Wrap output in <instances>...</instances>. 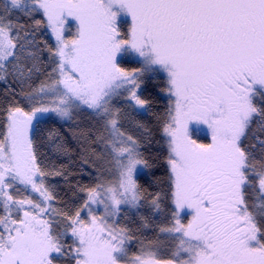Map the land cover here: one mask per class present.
<instances>
[{"label":"snow or ice","instance_id":"1","mask_svg":"<svg viewBox=\"0 0 264 264\" xmlns=\"http://www.w3.org/2000/svg\"><path fill=\"white\" fill-rule=\"evenodd\" d=\"M17 11L31 30L13 24ZM121 15L131 18L126 32ZM69 18L77 22L70 39ZM41 24L56 43L47 47L51 71L33 86ZM161 73L171 222L159 231L170 243L140 241L134 254V234L118 218L144 200L137 173L150 164L122 120L151 135L133 113L149 110L140 89ZM9 79L31 91L21 92L26 107L12 90L3 108L0 264H264V0H9L0 15V80ZM121 98L131 112L115 106ZM77 111L99 118L93 153L116 178L86 189L82 204L65 212L51 205L44 180L53 173L40 146L59 135L45 129L48 121ZM200 125L210 143L195 138ZM56 148L67 153L63 143ZM151 205L160 210L159 193Z\"/></svg>","mask_w":264,"mask_h":264},{"label":"trees","instance_id":"2","mask_svg":"<svg viewBox=\"0 0 264 264\" xmlns=\"http://www.w3.org/2000/svg\"><path fill=\"white\" fill-rule=\"evenodd\" d=\"M8 0H0V15L4 14L5 5ZM13 24H22L31 30L33 22L23 13L13 12ZM40 19V17H37ZM36 46L42 51L39 52V68L40 72L33 78L31 82L33 86L37 85L40 80L45 78V73L51 71L50 55L47 47H54L55 43L51 38L49 29L41 24L35 29ZM135 63H125L124 67H138ZM165 78L163 74L146 77L140 92L152 103L148 111H140L139 114L133 113L135 120L143 123L150 130L151 135L145 139V132L135 127L134 122L130 119H123L125 131L133 134L141 140V151L144 157L149 161L150 167L144 168L137 176L138 183L144 193V200L139 208L135 211L125 209L118 218L121 227L132 230L134 240L130 245V250L134 254H138L141 247L140 241L147 243L152 240L166 239L161 234V227L170 225L171 200H170V184L168 180L169 171L166 164L167 148L166 137L162 133L159 117H163L166 112L169 100L163 95L161 90L164 87ZM12 90H15V99L20 102V106L26 107L21 92H29L31 88L26 85H20L12 79L0 80V134L3 133V108L13 99ZM123 113L131 112L126 102L121 100L117 103ZM83 117L85 123L80 130L75 129L69 123L62 122L57 119L48 121L45 129H56L58 136L52 141L45 140L40 146L42 153L40 159L43 160L45 171L53 173L45 178L49 190L55 199L53 207L65 212H71L79 207L87 197L88 188L98 183H104L101 168L96 164L94 159L89 158V154L95 150L92 139L95 137L94 132L101 129L99 118L94 117L91 113L85 111ZM202 142H208V138L197 136ZM63 143L67 148V153L57 151L56 145ZM249 143H254L250 140ZM84 158H87L85 163ZM59 172V175L55 173ZM159 193L161 195V208L155 210L151 205L152 196ZM256 193L250 192L252 203H256ZM186 220V218H184ZM169 241V240H167ZM60 264H65L60 261Z\"/></svg>","mask_w":264,"mask_h":264},{"label":"rangeland","instance_id":"3","mask_svg":"<svg viewBox=\"0 0 264 264\" xmlns=\"http://www.w3.org/2000/svg\"><path fill=\"white\" fill-rule=\"evenodd\" d=\"M119 21H120V25H121L122 31L126 32L129 29V27H130L131 18L129 16H127V15H121L120 18H119ZM76 30H77V22L73 18H69V24L66 25L65 37L69 38V39L74 37L75 34H76ZM49 31H50V29H49ZM50 34H51V38L53 39L54 43H56L55 38H54L53 34L51 33V31H50ZM161 74H163V73H161ZM163 95L169 100V97L167 96V94L165 92H163ZM121 100H123V99L121 98ZM121 100L116 101L115 102V106H117V103L120 102ZM84 112L85 111H77L74 114V116H73V118L71 120H60V121L69 123L70 125L74 126L75 129L80 130L81 127L85 123V118L83 117ZM87 112L91 113L90 111H87ZM92 115H94V114H92ZM94 117H96V116L94 115ZM198 127L200 129H202V130L197 132L195 138L197 139V136L206 137V138H208V142H202V141H200L198 139L197 140H198V142H201V143H210L211 142V135H210V131L207 129V126L206 125H200ZM97 132H98V130H96L94 132V136L97 134ZM94 146H95V152L98 153L100 151L99 147H97L96 144H94ZM89 158L90 159L95 158L94 161L100 167L101 161L97 159L96 155H93L92 153H90L89 154ZM100 168H101V171H102V175L104 177L103 182L106 183V184L109 183V182L114 183L115 182V178H116L115 170L114 169H110L109 171H105L103 167H100ZM143 169L144 168H140L138 170L137 176ZM44 183H45V186L48 187L45 180H44ZM37 197H38V194L33 193V198L36 199ZM51 205L53 207V202H51ZM135 210L136 209H132V210H129V211H135ZM187 211L189 213L188 215L185 216V215L182 214V222H184V223H187L188 220L191 219V214H190L191 210H187ZM184 218H186V220ZM151 242H152L153 246L162 247V248H165V249L167 248V245L170 243V241H167V238L166 239H163V238L160 239L159 238L157 240H152ZM161 256H165V252H162Z\"/></svg>","mask_w":264,"mask_h":264}]
</instances>
